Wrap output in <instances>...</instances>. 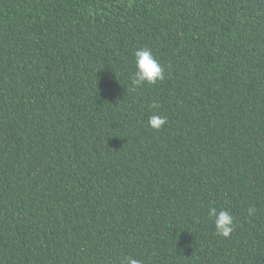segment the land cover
<instances>
[{
	"label": "trees",
	"instance_id": "1",
	"mask_svg": "<svg viewBox=\"0 0 264 264\" xmlns=\"http://www.w3.org/2000/svg\"><path fill=\"white\" fill-rule=\"evenodd\" d=\"M129 255L264 264V0H0V264Z\"/></svg>",
	"mask_w": 264,
	"mask_h": 264
},
{
	"label": "clouds",
	"instance_id": "2",
	"mask_svg": "<svg viewBox=\"0 0 264 264\" xmlns=\"http://www.w3.org/2000/svg\"><path fill=\"white\" fill-rule=\"evenodd\" d=\"M135 70L130 76L131 90H136L143 85H153L164 79V67L155 58L148 47L139 48L134 51ZM166 123V117L151 115L147 121L148 126L159 131ZM248 215L255 214L254 207L248 208ZM208 215L212 218L215 235L229 238L234 231V217L226 209L217 210L215 207L208 209ZM121 264H142V261L129 255L122 259Z\"/></svg>",
	"mask_w": 264,
	"mask_h": 264
}]
</instances>
